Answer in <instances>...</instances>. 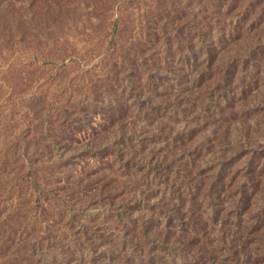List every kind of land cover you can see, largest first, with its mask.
<instances>
[{"label": "rangeland", "instance_id": "rangeland-1", "mask_svg": "<svg viewBox=\"0 0 264 264\" xmlns=\"http://www.w3.org/2000/svg\"><path fill=\"white\" fill-rule=\"evenodd\" d=\"M262 29L264 0H0V264H128L126 251L136 254L135 264H150L122 241L115 215L127 206L129 192L135 196L129 186L152 193L158 186L149 189L136 168L122 172L117 162L111 169L112 149L128 146L125 140L115 147L102 117L122 111L143 129L153 111L137 104L144 96L153 104L164 100L167 114L192 109L186 99L205 78L209 49L218 53L217 66L231 54L248 58L246 42ZM204 113H195L193 122L180 117L177 127L201 124L210 132L214 123ZM233 124L240 131V122ZM232 136L236 142V132ZM115 183L126 184L124 196L92 201L95 186ZM255 202L243 218L261 214L263 188ZM143 212L147 219L153 215L144 207L136 219ZM93 221L112 237L103 261H92ZM213 226L215 255L197 264H264L260 242L235 257L234 239L228 234L223 242L222 223ZM173 257L176 264H196L179 252Z\"/></svg>", "mask_w": 264, "mask_h": 264}, {"label": "trees", "instance_id": "trees-1", "mask_svg": "<svg viewBox=\"0 0 264 264\" xmlns=\"http://www.w3.org/2000/svg\"><path fill=\"white\" fill-rule=\"evenodd\" d=\"M246 45L250 52L248 58L240 59L231 54L230 62L224 66H217L218 53L214 48L209 49L205 78L197 83L193 99H186L192 109L177 107L167 114L163 109L169 105L164 100L153 104L144 96L137 104H150L153 111L146 114L150 121L143 129L133 124L130 115L122 111L102 117L110 124L103 132H108L109 139L115 137V147L125 140L128 146V151L118 153L112 149L111 169L115 172L117 162L124 169L122 172L136 168L148 181L149 189L152 183L158 186L154 193L138 185L129 186V190L135 188V196L129 192L127 206L117 210L115 215L116 221L122 224V241L133 244V254L134 249L145 253L150 264H176L173 254L177 252L196 264L213 257L209 235L213 225L219 222L223 227V242L228 234L234 239L231 252L235 257L247 253L256 242H260L261 249H257L264 256V206L261 214L243 218L248 211L254 210L256 193L264 189V95L260 98L264 88L259 89L262 84L264 86V65L261 64L264 30L251 35ZM250 71L254 73L251 75ZM133 99L137 101L139 97ZM203 112L214 123L210 132L201 124L186 123L185 129L177 127L180 117L193 122L198 118L195 113ZM235 121L240 122V131H234ZM168 126L170 128L166 129ZM140 130L146 133L139 135ZM234 132L236 142L232 136ZM159 142L163 145L156 147ZM131 151L133 156L129 155ZM207 152L210 159L205 160ZM122 172L121 178L124 177ZM30 180L34 188L38 186L31 175ZM115 184L109 189L95 186L92 201L101 204L124 196L128 189H125L126 184ZM117 188L123 189L116 191ZM136 196L139 198L134 199ZM144 207L153 215L147 219L143 212L144 215L136 219L135 211ZM123 215L132 220L128 222ZM92 226L97 228L91 239L92 261H103L106 257L103 246L112 237L100 231V225L94 221ZM236 246L242 248L241 252ZM134 257L126 251L123 261L135 264Z\"/></svg>", "mask_w": 264, "mask_h": 264}]
</instances>
